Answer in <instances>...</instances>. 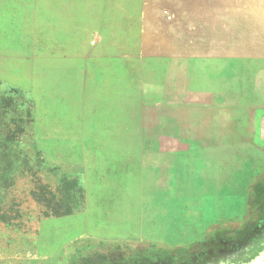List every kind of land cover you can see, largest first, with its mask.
<instances>
[{"label":"rangeland","instance_id":"374dc122","mask_svg":"<svg viewBox=\"0 0 264 264\" xmlns=\"http://www.w3.org/2000/svg\"><path fill=\"white\" fill-rule=\"evenodd\" d=\"M261 138L264 0H0V264L223 259Z\"/></svg>","mask_w":264,"mask_h":264},{"label":"flooded vegetation","instance_id":"af4514ba","mask_svg":"<svg viewBox=\"0 0 264 264\" xmlns=\"http://www.w3.org/2000/svg\"><path fill=\"white\" fill-rule=\"evenodd\" d=\"M252 236L250 240L238 251H230L223 259L207 261L203 264H264V233ZM255 241L254 247H250L251 241ZM201 264V263H199Z\"/></svg>","mask_w":264,"mask_h":264},{"label":"crops","instance_id":"0c3cea01","mask_svg":"<svg viewBox=\"0 0 264 264\" xmlns=\"http://www.w3.org/2000/svg\"><path fill=\"white\" fill-rule=\"evenodd\" d=\"M261 140L264 143V139L261 138ZM221 216L222 215L220 213V208L219 209H215V210H214V208H212V211H211V215L210 216L207 215V213L206 214H203V218L206 219V221H211V222H213V220L214 221H218Z\"/></svg>","mask_w":264,"mask_h":264}]
</instances>
